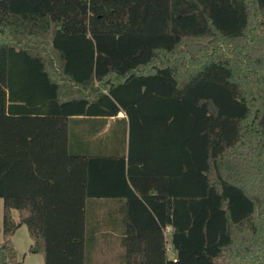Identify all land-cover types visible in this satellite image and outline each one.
Masks as SVG:
<instances>
[{
  "label": "trees",
  "instance_id": "obj_1",
  "mask_svg": "<svg viewBox=\"0 0 264 264\" xmlns=\"http://www.w3.org/2000/svg\"><path fill=\"white\" fill-rule=\"evenodd\" d=\"M112 117L126 155L77 151ZM104 196L148 216L150 264H264V0H0V264L20 225L84 264Z\"/></svg>",
  "mask_w": 264,
  "mask_h": 264
},
{
  "label": "crops",
  "instance_id": "obj_2",
  "mask_svg": "<svg viewBox=\"0 0 264 264\" xmlns=\"http://www.w3.org/2000/svg\"><path fill=\"white\" fill-rule=\"evenodd\" d=\"M117 117H123V113L119 112ZM115 120V117L108 118L104 129L86 139L79 135L77 141L73 142L77 151L86 155H115L123 151L126 155L127 138L124 137L121 143V137L118 134L114 136L115 139L112 143L111 135L107 134L109 125L114 124ZM107 173L109 174L110 171L105 172V174ZM98 188L103 189L106 193L111 189L123 191L120 187H115L114 184L108 182L100 183ZM85 214L84 264H130V262L131 264H147L148 251L145 243L147 241L146 234L150 233L146 230L149 227L146 224L148 216L141 211L139 205H135V209L130 212L131 215H128L127 200L123 196L89 198L85 204ZM130 221L135 223H130ZM160 227L165 239L166 260L175 261L176 252L171 247L169 239L171 227L169 225ZM156 237L157 232L155 240Z\"/></svg>",
  "mask_w": 264,
  "mask_h": 264
},
{
  "label": "rangeland",
  "instance_id": "obj_3",
  "mask_svg": "<svg viewBox=\"0 0 264 264\" xmlns=\"http://www.w3.org/2000/svg\"><path fill=\"white\" fill-rule=\"evenodd\" d=\"M14 219L17 220V212H13ZM2 220H3V199L0 198V243H3L2 237ZM11 242L16 250L18 264H44L42 255L30 253L28 248L31 240L28 234L27 227L20 225L14 234L11 236Z\"/></svg>",
  "mask_w": 264,
  "mask_h": 264
}]
</instances>
